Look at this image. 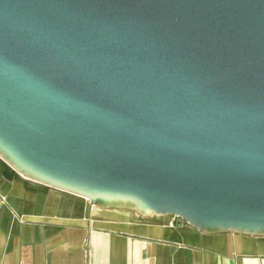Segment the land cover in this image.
<instances>
[{"label":"water","instance_id":"1","mask_svg":"<svg viewBox=\"0 0 264 264\" xmlns=\"http://www.w3.org/2000/svg\"><path fill=\"white\" fill-rule=\"evenodd\" d=\"M0 158L90 205L264 238V0H0Z\"/></svg>","mask_w":264,"mask_h":264},{"label":"crops","instance_id":"2","mask_svg":"<svg viewBox=\"0 0 264 264\" xmlns=\"http://www.w3.org/2000/svg\"><path fill=\"white\" fill-rule=\"evenodd\" d=\"M0 264H264V238L90 205L0 158Z\"/></svg>","mask_w":264,"mask_h":264}]
</instances>
